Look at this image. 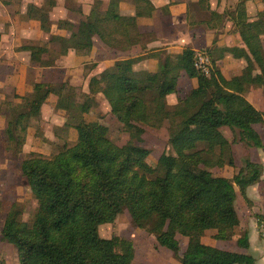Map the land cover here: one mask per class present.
Segmentation results:
<instances>
[{
    "label": "trees",
    "instance_id": "16d2710c",
    "mask_svg": "<svg viewBox=\"0 0 264 264\" xmlns=\"http://www.w3.org/2000/svg\"><path fill=\"white\" fill-rule=\"evenodd\" d=\"M119 1L110 0L107 7L98 1L79 24L59 21L58 27L68 30L69 37L51 34L48 10L29 4L28 14L40 21L49 42L58 46L51 50L30 44L23 49L54 55L47 63L70 50H91L96 37L111 48L130 49L141 41L137 17L149 15L153 5L150 0H134L136 15L124 16L119 12ZM206 4L210 5V0H199L202 8ZM46 5L50 9L56 1L47 0ZM225 15V11L214 9L210 21L217 17L222 20ZM228 15L245 45L242 56L247 64L240 75L230 79L224 76L217 60L229 49L215 47L205 51L212 60L210 75L196 68L195 51L186 48L181 54L166 56L155 72L132 70L139 58H130L117 61L90 79V93L104 96L111 113L130 135L124 145L109 137L107 125L85 119L87 102L62 97L69 82L36 83L33 92L15 95L20 102H3L8 106L2 112L4 141L14 160H18L28 129L41 115L51 93L59 97L57 108L72 113L73 119L67 116L63 128L78 132L74 144L53 156L31 154L20 162L38 207L28 223L21 218V205L14 203L6 214L1 240L15 246L21 264H133L131 240L116 241L99 233L101 220H115L124 209L135 225L146 222L148 232L181 264H255L252 255L202 242V233L208 229H215L222 240L232 239L240 224L237 187L246 195L263 175L262 164L251 160L233 178L214 175L207 169L195 170L199 164H211L210 157L215 158L216 165H233L231 143L221 135L222 127L237 132L239 140L250 146L263 147L254 125L264 122V112L245 93L250 86L259 85L264 94V15L258 13L251 19L247 9L239 6ZM182 71L196 78L198 85L170 106L167 96L177 92ZM167 122L169 149L152 165L148 161L151 150L141 144L143 135L147 128L160 129ZM178 235L188 238L183 253ZM238 243L249 246L247 232ZM0 264L7 262L1 259Z\"/></svg>",
    "mask_w": 264,
    "mask_h": 264
},
{
    "label": "crops",
    "instance_id": "0c3cea01",
    "mask_svg": "<svg viewBox=\"0 0 264 264\" xmlns=\"http://www.w3.org/2000/svg\"><path fill=\"white\" fill-rule=\"evenodd\" d=\"M55 1V8H60L65 13L61 20H68L67 14L71 11L69 4L72 1ZM150 1L153 5L152 12L149 15L137 17V30L141 41L132 48L126 50L111 48L96 37L91 50H70L66 55L55 59V62L47 63L48 60H51L49 53H35L23 49L24 45L30 44H39L51 49V46L48 45L50 43L49 34L41 29L40 21L31 18L27 12L29 4L39 5V3L36 0H0V102L7 98L8 89H12L13 93L20 96H25L33 92L36 83L69 82L75 86L85 87L83 91L88 93L90 79L106 68L114 66L117 61L139 58L131 66L132 70L136 72H155L159 69L161 62L166 56L181 54L186 48L193 49L195 54L199 51H206L208 48H228L229 51L225 52L224 56L217 60L218 67L228 79L242 73L247 61L242 57L243 52L239 54L235 52V46L239 45L243 51L245 45L238 29L234 28V25H231L233 27L232 32L237 30L238 33L231 36L228 35V32L231 31L230 29H232L230 24L225 27L224 33H220L219 31L223 30L220 29V25L218 26L211 22L210 19L201 17L203 13H206V10L199 6V0ZM214 1L210 0V4ZM109 2L110 0H104V7H107ZM252 4H258L259 10L264 9L260 0H247L243 2L242 7L247 9L249 16V7ZM85 6L89 7L85 11V14L88 15L92 5L86 3ZM211 9L214 10L216 7L213 8L211 5ZM119 12L124 16H135L137 5L134 0H120ZM21 14H25L24 19H21ZM58 24L59 21L51 23V34L69 37L70 32L59 28ZM52 26L56 27V31H54L55 28H52ZM217 32L220 34H217ZM44 36H46V43L39 42ZM231 37L233 41L229 39ZM228 53L234 57H239L238 59L241 60H236L235 62L228 60V56H226ZM227 61L237 64L239 72L234 75H227ZM87 65H92L88 71L86 69ZM185 85H187V88ZM197 85L198 81L196 78H191L185 71H182L178 80L177 92L167 96V103L170 106L176 105L180 98H184ZM4 86L7 89L6 93L2 91ZM102 97L104 96L102 95ZM246 97L254 104L249 96ZM58 99L59 97L56 94L51 93L43 104L41 113L48 102H52L51 104L56 111L64 113V110L57 108ZM254 106L256 105L254 104ZM0 118L5 122V115L2 112L0 113ZM31 128L29 127L28 129V135L31 132ZM70 133L76 142L78 139L77 130L71 128ZM261 181L247 189V196L253 201V206L252 208L248 206V214L246 216L238 212L240 224L235 228L232 239L222 240L215 229H208L202 233V242L204 244L226 251L249 254L255 258V264H264V238L259 233V221L257 218L258 214L264 215V190L261 189L264 187H260ZM244 232H247L249 236L248 247L238 243ZM180 236L178 235V238ZM185 238L187 239L185 240L186 243H180L181 253L188 246V238ZM160 248L163 252L174 255L171 250L162 246ZM154 260V264H181L179 259H175V256L165 258L158 256ZM143 264L148 263L145 262Z\"/></svg>",
    "mask_w": 264,
    "mask_h": 264
},
{
    "label": "rangeland",
    "instance_id": "374dc122",
    "mask_svg": "<svg viewBox=\"0 0 264 264\" xmlns=\"http://www.w3.org/2000/svg\"><path fill=\"white\" fill-rule=\"evenodd\" d=\"M36 1L39 3L41 8L48 10L51 23L62 21L61 17H63L65 13H63L60 8H55V6H53L50 9H47V0ZM71 1L72 2L69 4L71 6V11L67 14L69 17L68 20L72 21L74 24H79L81 20L85 19V11L87 8H89L86 7L85 4L90 3L93 6L100 0ZM260 2L264 7V2L262 0H260ZM211 5L213 8L216 7L215 10L222 12L225 11L226 13L222 20L217 17L216 20L213 21V23L221 26L220 29H223L222 31H219L220 33H224L225 27H227L229 24L230 26L234 25V28H237L235 27L234 22L230 19L228 13L235 11L237 6L242 7L243 2H241V0H218V4L217 0H215L210 5L206 4L204 9L206 10V13H203L201 17H205L206 19L211 18ZM259 9L260 8L258 7V4H252L249 7L251 19H253L258 13L264 15V9ZM20 17L21 19H24L25 14H21ZM52 28H55L54 31H56V27L52 26ZM230 30L231 31L228 32V35L230 36L232 34L238 33L237 30L232 32L233 27ZM219 32H217V34ZM229 39L233 41L232 37ZM39 42L46 43V36H44V38ZM262 42L264 45V35L262 36ZM48 45L51 46V50L57 49L58 46L57 43H49ZM235 52L239 54L243 51L242 48L237 45L235 46ZM218 53L219 52L216 54ZM226 56H228V60L230 59L234 62L236 60H241L238 59L239 57H234L230 53H228ZM50 59L52 61V59H54V55L51 54ZM226 66L228 69L226 74L229 76L239 72L237 64L231 61H227ZM91 67L92 65H87V71ZM185 86L187 88V85ZM84 88H82L80 85L75 86L69 83V86L65 87V92L62 97L67 98L69 101H77L78 103L87 102L84 105L85 119L91 124L102 123L107 125L109 128V137L118 145L126 144L130 140V135L124 130L122 123H120L111 113L107 100L102 97L101 94L90 93V91L88 92L90 95L87 96L86 94L88 93L83 91ZM6 90V86H4L2 91L4 93L8 91L9 93L6 94L7 98L0 102V113L8 108V106L4 104L5 102L7 103L14 101L15 103H18L21 101L20 98L17 99L15 97V95L18 94L13 93L12 89ZM245 96H249L250 100L254 102V104L261 111L264 112V94L261 86H250L248 91L245 93ZM51 103L52 102H48L41 115L32 121L31 132L29 135L27 134L26 143L21 154L19 155L18 160H14L7 153L3 135L5 122L0 118V258L5 259L8 264H20V262L16 248L12 244L1 240V230L4 225L7 212L14 203H18L22 207V220L30 223L38 207L37 201L33 197L31 189L27 183V179L22 174L20 162L23 159L29 157L31 154H40L46 157H51L65 148L66 145L69 146L75 143L73 135L70 133L71 128L67 130L63 128L65 122L68 121V117L70 121L73 119L71 118L72 113L68 115L66 111H64V113L58 112L54 109ZM73 113L78 117L80 116L78 110H74ZM168 126L169 122L165 123V126L160 129L147 128L143 135V142L141 144L151 150L148 161L152 165L156 164L162 152L169 149ZM255 128L262 137V148H256L250 146L246 142L240 141L237 132L232 131L229 127H222L220 129L221 135L228 139V141L231 143V155L234 161L233 165H230L228 162H223L216 165L214 163L215 158L210 157L208 160L211 162V164H199L195 167V170L200 172L207 169L210 170L214 175L233 178L239 172V170L244 167L245 162L247 160H251L253 162H258L263 166V175L261 178L262 181L260 180V187H264V122L256 124ZM261 189L264 190V188ZM237 192L238 212L246 216L248 214V206L252 208L253 201L248 198L247 192L246 195H242L239 187H237ZM257 218L259 221V233L261 237L264 238V235L261 232V225L264 224V215L258 214ZM147 227L148 224L146 222H143L141 225H135L129 211L124 209L115 220H101L99 224V233L102 237L114 239L116 241H119L122 238L131 240L135 248L134 264H143L145 262L148 264H154V259H156L158 256H161L162 258L174 257L175 255L172 253H166L161 250L155 235L149 233ZM244 234L245 232L242 234V236ZM178 239L180 243H186L185 240H187L185 237L181 236ZM175 259H177L176 256Z\"/></svg>",
    "mask_w": 264,
    "mask_h": 264
},
{
    "label": "built area",
    "instance_id": "2783aa9c",
    "mask_svg": "<svg viewBox=\"0 0 264 264\" xmlns=\"http://www.w3.org/2000/svg\"><path fill=\"white\" fill-rule=\"evenodd\" d=\"M195 66L204 75H210L212 71V60L205 51H199L195 54ZM261 232L264 235V224L261 225Z\"/></svg>",
    "mask_w": 264,
    "mask_h": 264
}]
</instances>
